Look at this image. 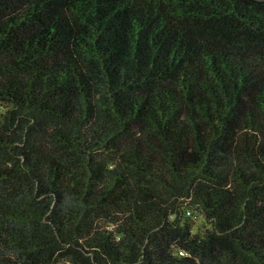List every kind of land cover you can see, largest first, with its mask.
Instances as JSON below:
<instances>
[{
	"label": "trees",
	"instance_id": "1",
	"mask_svg": "<svg viewBox=\"0 0 264 264\" xmlns=\"http://www.w3.org/2000/svg\"><path fill=\"white\" fill-rule=\"evenodd\" d=\"M0 264H264V0H0Z\"/></svg>",
	"mask_w": 264,
	"mask_h": 264
},
{
	"label": "rangeland",
	"instance_id": "2",
	"mask_svg": "<svg viewBox=\"0 0 264 264\" xmlns=\"http://www.w3.org/2000/svg\"><path fill=\"white\" fill-rule=\"evenodd\" d=\"M191 217V226H192V231L193 232H199L204 229L206 226L205 222L202 220L201 217L192 215Z\"/></svg>",
	"mask_w": 264,
	"mask_h": 264
}]
</instances>
